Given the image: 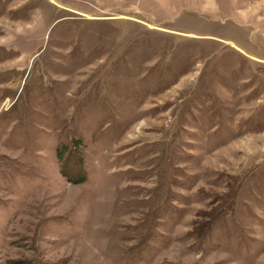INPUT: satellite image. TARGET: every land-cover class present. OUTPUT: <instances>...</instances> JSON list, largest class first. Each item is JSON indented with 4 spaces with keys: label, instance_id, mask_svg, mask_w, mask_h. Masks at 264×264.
Here are the masks:
<instances>
[{
    "label": "rangeland",
    "instance_id": "374dc122",
    "mask_svg": "<svg viewBox=\"0 0 264 264\" xmlns=\"http://www.w3.org/2000/svg\"><path fill=\"white\" fill-rule=\"evenodd\" d=\"M15 262L264 264V0H0Z\"/></svg>",
    "mask_w": 264,
    "mask_h": 264
},
{
    "label": "trees",
    "instance_id": "16d2710c",
    "mask_svg": "<svg viewBox=\"0 0 264 264\" xmlns=\"http://www.w3.org/2000/svg\"><path fill=\"white\" fill-rule=\"evenodd\" d=\"M82 142V139L79 138L76 143L80 145V143ZM67 148V145H63L62 149L59 148L58 150V154L60 158H63V152L65 151V149ZM14 264H26V263H22V262H15Z\"/></svg>",
    "mask_w": 264,
    "mask_h": 264
}]
</instances>
